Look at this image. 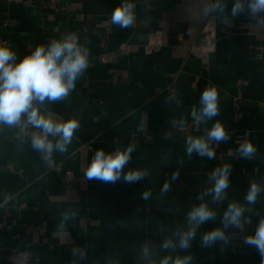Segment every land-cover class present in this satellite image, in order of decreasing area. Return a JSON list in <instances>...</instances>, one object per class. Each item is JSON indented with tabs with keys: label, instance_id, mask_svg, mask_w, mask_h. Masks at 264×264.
Wrapping results in <instances>:
<instances>
[{
	"label": "crops",
	"instance_id": "0c3cea01",
	"mask_svg": "<svg viewBox=\"0 0 264 264\" xmlns=\"http://www.w3.org/2000/svg\"><path fill=\"white\" fill-rule=\"evenodd\" d=\"M121 2L0 0V41L11 45L18 58L76 32L89 49L90 64L65 100L46 105L57 118L79 119L66 153H54L46 162L18 128H0V264H11L8 254L16 247L32 250L31 264H70L74 247L83 253L76 264H148L142 246L152 245V259L168 254L160 243L186 227L187 210L198 203L211 171L224 163L232 164L231 185L226 200L210 205L216 220L199 228L187 252L171 254H191L192 264H261L243 238L264 217V193L246 205L251 210L243 231L226 230L227 244L202 248L200 236L221 226L229 201L244 202L250 182L264 183V14L260 22L247 12L233 18V0H225L224 13L208 15L204 8L214 0H129L135 20L121 29L111 23V12ZM209 84L218 88L216 119L231 139L214 145L213 160L188 159L185 138L202 135L213 123L197 128L190 117ZM181 117L186 126L173 127L171 121ZM243 138L258 149L252 160L230 154ZM128 143L136 151L125 171L147 169L150 177L133 184L84 179V167L97 149L110 152ZM176 169L179 179L161 196L164 180ZM147 189L152 196L146 201L141 194ZM5 196L11 197L7 203Z\"/></svg>",
	"mask_w": 264,
	"mask_h": 264
},
{
	"label": "clouds",
	"instance_id": "9594fccd",
	"mask_svg": "<svg viewBox=\"0 0 264 264\" xmlns=\"http://www.w3.org/2000/svg\"><path fill=\"white\" fill-rule=\"evenodd\" d=\"M225 9V0H214L204 8V14L217 11L224 13ZM245 12L260 22L259 17L264 14V0H233L231 17L235 18ZM134 20L133 4L129 0H122L111 12V23L121 29L132 26ZM89 66V49L80 43V36L76 32L66 33L58 39L50 40L47 44L37 45L22 58H18L7 42L0 43V128L5 126L18 128L20 136L27 138L32 150L38 152L46 162L53 158L54 153H66L74 134L80 128L79 119L57 118V115L46 105L65 100ZM167 100H175V97H168ZM219 115L218 88L209 84L202 91L198 106L194 104L191 107L190 117L197 128L200 125H207L210 121L213 123L211 127L204 128L202 135H188L185 138L184 148L188 159L195 155L213 160L216 158L214 145L227 143L231 139V134L225 125L216 119ZM171 124L175 128L183 129L187 119L185 117L174 119ZM248 135L245 133V137ZM166 136L171 137V133H166ZM135 151L134 143L117 145L110 152H106L103 148L97 149L91 162L84 167V179L106 184H115L121 180L127 184L144 181L151 175L147 169L128 168L125 171ZM257 151V147L250 139L243 138L237 142L235 149L230 150V154L238 159L252 160ZM179 163L182 164L183 159ZM231 172V163H224L211 171L207 178L208 186L196 196L198 203L192 204L186 212V227L177 228L171 236H166L160 243V249L168 254L159 259H152V245L145 243L142 246V255L148 259V264H192L191 254L174 256L171 253L177 249L187 252L199 228L216 220L217 211L210 205L227 199ZM179 176L180 171L176 169L164 180L160 188L161 196L171 191L173 182L178 180ZM261 193H264V183L256 180L250 182L243 198L244 202L229 201L221 217V226L201 234V247H212L217 242L227 244L229 237L226 230L229 228L243 231L249 223L245 213L251 210L246 208V205H254ZM151 196V190L147 189L142 192L141 199L147 201ZM9 199L10 196H5L4 203ZM68 219L69 215L65 214L63 221ZM63 221L58 228L65 227ZM243 244L254 248L260 256L261 264H264V217L259 219L252 234L244 236ZM71 255L74 259L70 264H76L77 257L83 259V253L79 248L74 247Z\"/></svg>",
	"mask_w": 264,
	"mask_h": 264
},
{
	"label": "built area",
	"instance_id": "2783aa9c",
	"mask_svg": "<svg viewBox=\"0 0 264 264\" xmlns=\"http://www.w3.org/2000/svg\"><path fill=\"white\" fill-rule=\"evenodd\" d=\"M154 42H157L156 39H154ZM0 43H2L0 41ZM151 41L147 44L146 50H149ZM3 228V222L0 219V231ZM8 259L11 262V264H31L33 259V252L30 248L27 247H16L10 250L8 254Z\"/></svg>",
	"mask_w": 264,
	"mask_h": 264
}]
</instances>
